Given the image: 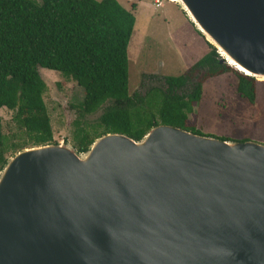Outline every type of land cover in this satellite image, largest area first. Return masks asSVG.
Segmentation results:
<instances>
[{
  "label": "water",
  "instance_id": "1",
  "mask_svg": "<svg viewBox=\"0 0 264 264\" xmlns=\"http://www.w3.org/2000/svg\"><path fill=\"white\" fill-rule=\"evenodd\" d=\"M174 3L264 79V0ZM0 264H264V144L159 124L22 148L0 169Z\"/></svg>",
  "mask_w": 264,
  "mask_h": 264
},
{
  "label": "trees",
  "instance_id": "2",
  "mask_svg": "<svg viewBox=\"0 0 264 264\" xmlns=\"http://www.w3.org/2000/svg\"><path fill=\"white\" fill-rule=\"evenodd\" d=\"M134 8L132 3L126 9L117 0H0V108L13 112L12 119L33 145L55 143L42 99L45 84L37 67L58 71L83 88L79 116L106 103L96 121L100 131L90 135L84 127L76 128V153L85 152L105 133L138 141L159 124L204 135L188 115L208 77L232 72L236 93L249 103L254 101V78L221 63L206 41L208 51L181 74L163 75L160 86L129 94L126 46ZM22 148L6 144L0 119V169L12 155L6 156L8 151Z\"/></svg>",
  "mask_w": 264,
  "mask_h": 264
},
{
  "label": "rangeland",
  "instance_id": "3",
  "mask_svg": "<svg viewBox=\"0 0 264 264\" xmlns=\"http://www.w3.org/2000/svg\"><path fill=\"white\" fill-rule=\"evenodd\" d=\"M117 1L126 9L135 4L132 10L134 24L126 46L129 94H143L151 86H160L163 75L181 74L208 51L202 35L177 3L161 0V7H157L153 0ZM218 58L220 60L219 55ZM37 71L45 84L42 99L52 141L75 151L73 135L76 128L82 126L90 135L100 131L102 127L96 126V121L106 103L93 113L79 116L78 104L83 97V88L58 71L43 67H37ZM254 80L255 98L249 103L236 93V77L232 72L205 78L200 97L188 115L189 120L204 135L264 144V80ZM12 115L11 110L0 108L1 131L6 144L23 148L32 146ZM13 153L15 151H8L6 156Z\"/></svg>",
  "mask_w": 264,
  "mask_h": 264
},
{
  "label": "bare ground",
  "instance_id": "4",
  "mask_svg": "<svg viewBox=\"0 0 264 264\" xmlns=\"http://www.w3.org/2000/svg\"><path fill=\"white\" fill-rule=\"evenodd\" d=\"M172 2H176V0H169ZM228 65L231 66L232 68H234L235 70L238 69L239 71L248 73L249 71L247 70V68H245L244 66H242L241 64H239L237 61L236 63L233 61V59H229L228 60ZM237 70V71H238ZM261 76V75H260ZM257 80H264L262 77H257Z\"/></svg>",
  "mask_w": 264,
  "mask_h": 264
},
{
  "label": "built area",
  "instance_id": "5",
  "mask_svg": "<svg viewBox=\"0 0 264 264\" xmlns=\"http://www.w3.org/2000/svg\"><path fill=\"white\" fill-rule=\"evenodd\" d=\"M153 4L158 7L161 4V0H153Z\"/></svg>",
  "mask_w": 264,
  "mask_h": 264
},
{
  "label": "crops",
  "instance_id": "6",
  "mask_svg": "<svg viewBox=\"0 0 264 264\" xmlns=\"http://www.w3.org/2000/svg\"><path fill=\"white\" fill-rule=\"evenodd\" d=\"M161 5H162V1H161V4L158 6V7H161ZM163 11V10H162ZM187 21V20H186ZM197 37H200V36H197ZM205 43V42H204ZM205 45H206V43H205ZM207 46V45H206ZM207 49V48H206ZM208 50V49H207Z\"/></svg>",
  "mask_w": 264,
  "mask_h": 264
}]
</instances>
